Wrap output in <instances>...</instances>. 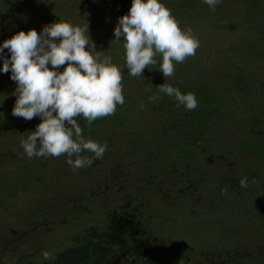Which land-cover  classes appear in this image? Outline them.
Segmentation results:
<instances>
[{
	"label": "rangeland",
	"instance_id": "obj_1",
	"mask_svg": "<svg viewBox=\"0 0 264 264\" xmlns=\"http://www.w3.org/2000/svg\"><path fill=\"white\" fill-rule=\"evenodd\" d=\"M248 1L220 0L213 10L203 0H160L199 41L196 54L173 62L165 78L159 54L143 77H132L123 37L111 42L132 0H0V45L20 31L87 22L100 59L120 68L124 96L98 138L85 139L107 145L103 159L83 152L94 162L73 170L67 154L27 157L20 141L42 119L13 116L17 85L11 71H0V264H74V248L102 229L85 218L105 220L108 233V217L119 213L138 218L149 249L140 259L118 246L119 264H264V153L240 147L264 138V1L258 8ZM6 57L8 49L0 69ZM182 82L210 85L221 107L206 127L191 123L197 108L188 111L159 91Z\"/></svg>",
	"mask_w": 264,
	"mask_h": 264
},
{
	"label": "clouds",
	"instance_id": "obj_2",
	"mask_svg": "<svg viewBox=\"0 0 264 264\" xmlns=\"http://www.w3.org/2000/svg\"><path fill=\"white\" fill-rule=\"evenodd\" d=\"M203 2L215 10L220 0ZM88 33L87 22L81 27L59 21L45 25L40 33L35 29L27 33L20 31L0 45V54L4 49L10 52V58L3 59L0 71H11L10 78L17 85L13 93L17 97L13 116L26 121L34 117L42 119L36 131L28 132L27 138L20 141L29 159L67 154L66 162L73 170L94 162L92 157L82 156L83 152L103 159L107 145L85 141L77 118L86 119L90 127L93 121L113 115L117 105L124 104L123 77L111 57L100 59V52L95 50ZM114 37L111 42L117 44L123 37L126 67L132 77H141L145 68L155 66L158 54L162 57L158 69L165 78L171 77L175 70L173 62L183 63L199 47L198 39L181 30L160 0H132L129 14L118 20ZM65 64L63 71H57ZM159 91L174 96L188 111L198 106L194 93L182 94L167 84L160 85ZM240 186H247L246 178H241ZM42 255L49 258L47 252Z\"/></svg>",
	"mask_w": 264,
	"mask_h": 264
},
{
	"label": "trees",
	"instance_id": "obj_3",
	"mask_svg": "<svg viewBox=\"0 0 264 264\" xmlns=\"http://www.w3.org/2000/svg\"><path fill=\"white\" fill-rule=\"evenodd\" d=\"M10 0H8L9 2ZM264 0H249L248 6L253 8H258L261 6ZM175 88L179 89L182 94L194 93L198 106L195 112H191L189 115L191 117V123L196 125L198 128L206 127L207 123L205 120L210 117L217 115L220 112L219 105L215 104V98L211 94L210 85L207 83L201 84H187L179 83ZM174 102H177L175 97L172 96ZM114 121L121 124L123 121L121 116L114 115ZM105 122V118H99L92 122L91 126H88V121L83 117L79 118V125L82 129V136L84 139L98 138L97 128ZM75 139V135L73 136ZM240 147L244 150H252L259 153H264V138L253 137L249 141L240 143ZM136 216V215H135ZM86 224L96 226V228H101V230H95V233L88 236L91 237L90 240H86L74 248V264H119L122 257L117 253L116 248L120 246L124 249H129L128 251L139 256L140 259H144L148 256L149 249L146 247V242L143 249H137L135 245L142 241L140 236H143L141 230L138 227V218L135 219L128 217L126 214H117L115 216L108 217V222L110 221L111 231L104 233L107 227H103L102 224L105 220L95 219V217H86ZM102 221V222H101ZM85 224V225H86ZM98 238H100L98 240ZM144 238V236H143ZM103 240L107 243L103 244ZM133 250V248H135ZM132 248V249H131ZM132 250V251H131ZM125 255V254H124ZM67 259L60 261L59 264H68ZM122 264H128L125 262ZM230 264V263H229Z\"/></svg>",
	"mask_w": 264,
	"mask_h": 264
}]
</instances>
